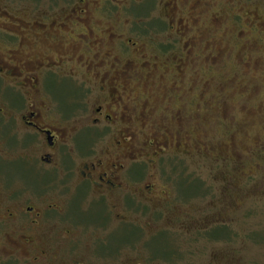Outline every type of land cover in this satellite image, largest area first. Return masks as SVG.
<instances>
[{"label": "flooded vegetation", "instance_id": "flooded-vegetation-1", "mask_svg": "<svg viewBox=\"0 0 264 264\" xmlns=\"http://www.w3.org/2000/svg\"><path fill=\"white\" fill-rule=\"evenodd\" d=\"M13 4L0 0V163L31 176L0 171V264H175L193 228L200 245L210 241L221 218L187 222L184 246L170 234L195 214L185 202L205 195L200 179L164 161L185 154L187 134L163 129L142 140L138 89L154 66L143 51L163 55L143 36L166 21L151 17L160 5L181 45L168 55L185 56L184 20L170 15L178 0H31L36 13ZM29 50L37 53L21 57ZM60 85L71 89L63 103Z\"/></svg>", "mask_w": 264, "mask_h": 264}, {"label": "rangeland", "instance_id": "rangeland-1", "mask_svg": "<svg viewBox=\"0 0 264 264\" xmlns=\"http://www.w3.org/2000/svg\"><path fill=\"white\" fill-rule=\"evenodd\" d=\"M30 1L7 0L17 6L9 7L10 10L36 13V5H30ZM203 1L207 3L178 0L170 14L184 20L186 33L181 39L189 48L183 57L175 56L180 42L165 28L169 14L160 5L152 11L151 17H163L166 21H158V29L143 36L149 37L148 45L155 46L163 55L143 51L154 66L142 72V86L138 89L145 115L142 140L155 139V132L161 137L163 129H181L188 138L187 147L182 148L185 154L166 157L164 161L173 162L183 176L200 179L205 193L208 192L204 198L185 202V213L195 214L183 217L185 223L179 225L176 234L170 232L177 239L176 245H185L186 238L179 232L197 216L204 223L221 218L220 223L233 234L231 241L209 239L200 245L199 232L193 228L187 250L180 251L185 253V259L175 264H264V164L263 155L254 153L264 143V2L236 0L237 8H231L228 3L232 0ZM252 8L255 15L251 14ZM184 9L187 13H183ZM235 13L243 17L237 19L239 23L231 21ZM163 45L170 49L161 52ZM171 52L175 57L168 55ZM36 53L29 50L21 57ZM148 54L152 56L148 58ZM167 59L184 60L166 68ZM55 91L63 103L71 89L60 85ZM220 156L224 160L213 159ZM0 171L6 177L24 181L31 176L22 164L10 168L0 163ZM192 190L199 192L197 187ZM220 255L223 259L217 262Z\"/></svg>", "mask_w": 264, "mask_h": 264}, {"label": "trees", "instance_id": "trees-1", "mask_svg": "<svg viewBox=\"0 0 264 264\" xmlns=\"http://www.w3.org/2000/svg\"><path fill=\"white\" fill-rule=\"evenodd\" d=\"M243 18L242 16H239ZM264 142V140H263ZM255 155H263L262 161L264 164V143L258 149L254 151ZM218 156V155H217ZM214 160H224V157H213ZM261 161V160H260ZM260 163V162H259ZM261 164V163H260ZM262 165V164H261ZM248 175V174H247ZM208 192L205 193L207 195ZM215 226L210 232L207 233V237L216 242L231 241L233 239V234L228 227H225L222 223H215ZM223 257V256H222Z\"/></svg>", "mask_w": 264, "mask_h": 264}]
</instances>
